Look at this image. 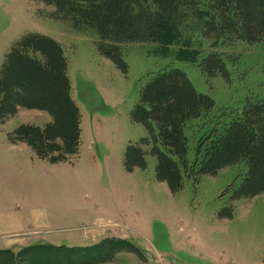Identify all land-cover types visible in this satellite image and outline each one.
<instances>
[{"label":"rangeland","instance_id":"rangeland-1","mask_svg":"<svg viewBox=\"0 0 264 264\" xmlns=\"http://www.w3.org/2000/svg\"><path fill=\"white\" fill-rule=\"evenodd\" d=\"M54 13L38 0H0V70L22 36L55 40L67 59L71 97L82 115L79 151L71 164L52 165L24 144H8L7 134L18 126L47 124L45 113L20 110L0 127V261L70 264L97 255L103 243H126L144 260L122 252L106 264H264V195L231 203L232 190L224 194L241 185L245 163L196 183L184 175L175 195L155 180L154 159L146 157L145 171L126 174L122 166L127 145L147 136L130 120L140 89L174 69L214 101L184 129L188 165L198 166L247 103L264 102V42L221 41L212 48L202 37L208 11L200 4L178 23L160 25V41L120 45L128 67L123 75L98 55L93 31ZM211 52L225 64L227 84L200 72L201 59ZM227 206L233 207L232 218L219 219Z\"/></svg>","mask_w":264,"mask_h":264},{"label":"trees","instance_id":"trees-1","mask_svg":"<svg viewBox=\"0 0 264 264\" xmlns=\"http://www.w3.org/2000/svg\"><path fill=\"white\" fill-rule=\"evenodd\" d=\"M55 10V18L70 20L97 36L99 56L126 75L128 67L119 46L158 42L160 25L176 24L182 14L204 4L208 18L202 37L216 47L223 42L256 45L264 42V0H38ZM207 78L229 82V73L218 54L211 52L199 63ZM214 107L208 95L198 93L185 73L174 69L151 78L139 91L130 113L133 124L147 133L137 143H129L123 154V170L131 174L145 171L146 157L155 161V180L164 183L170 194L183 189V178L194 183L200 177L217 174L239 163L247 172L241 185L227 188L229 202L251 200L264 195V102L247 103L241 117L226 127L211 144L198 166L189 167L184 129L189 121ZM20 110L45 113L50 121L42 128L20 125L7 134L11 146L24 144L34 156L52 165L71 164L80 146L81 114L71 97L68 62L55 40L36 33L15 41L5 54L0 70V127ZM200 153L197 146L195 155ZM233 207H225L221 220H230ZM143 261L130 244H101L97 255L82 257L70 264H106L119 253ZM0 264H5L0 261Z\"/></svg>","mask_w":264,"mask_h":264},{"label":"crops","instance_id":"crops-1","mask_svg":"<svg viewBox=\"0 0 264 264\" xmlns=\"http://www.w3.org/2000/svg\"><path fill=\"white\" fill-rule=\"evenodd\" d=\"M81 118H82V115H81Z\"/></svg>","mask_w":264,"mask_h":264}]
</instances>
